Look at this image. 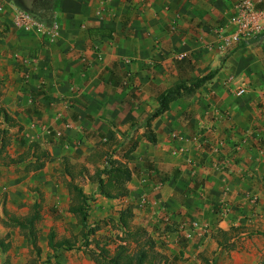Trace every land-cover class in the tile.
Wrapping results in <instances>:
<instances>
[{
	"label": "crops",
	"instance_id": "0c3cea01",
	"mask_svg": "<svg viewBox=\"0 0 264 264\" xmlns=\"http://www.w3.org/2000/svg\"><path fill=\"white\" fill-rule=\"evenodd\" d=\"M238 1L0 0L1 103L22 139L53 162L86 160L112 134L113 158L133 146L123 159L131 171L123 203L159 250L182 254L184 264L217 248L216 229L264 236V32L228 45ZM15 11L57 32L26 31ZM213 70L150 122L149 142L145 119L158 94ZM207 128L212 139H227L224 165L209 163L208 149L192 141ZM192 222L209 232L187 239Z\"/></svg>",
	"mask_w": 264,
	"mask_h": 264
},
{
	"label": "rangeland",
	"instance_id": "374dc122",
	"mask_svg": "<svg viewBox=\"0 0 264 264\" xmlns=\"http://www.w3.org/2000/svg\"><path fill=\"white\" fill-rule=\"evenodd\" d=\"M2 90L1 86L0 107L5 109L1 103ZM1 119L0 116V128L3 126ZM9 132L10 142L6 145L5 151L11 157H16L24 152L28 143L32 141L23 139L25 144L20 145L18 139L24 138L21 132H17L14 128ZM53 135L56 138L61 136L58 137L55 132L51 133L50 131L49 136ZM122 154L119 153L121 157ZM66 159L73 166L71 170L75 172L73 183L81 187L83 192L88 195V228L80 233V226L75 217L68 212L71 195L67 186L69 178L63 170V157H59L56 162L47 160V164L45 163L42 170L36 172L24 170L26 161L9 167L0 165V239L10 244V248L6 252L0 251V264H95L89 255L84 253V250L97 251L96 246H98L107 248L112 253L119 243L118 239L123 237L117 223V212L127 204L123 203L125 198H103L83 174L77 173L81 165L88 169L89 174L93 171L91 163L86 162L85 157ZM34 203L39 204L40 218L35 226L36 245L40 249L39 252L34 250L31 241L23 235L25 230L22 231L13 223L8 222L13 217L30 215ZM89 228H95V233L88 237L83 236L82 233L87 234ZM50 231L54 234V244L67 240L70 244H74V247L68 249L67 245H64L62 248L54 250L48 246L47 235ZM131 247L133 246L131 245L130 249ZM254 250L259 251L260 256L253 253ZM263 253L264 236L246 235L243 239L242 237L235 239L232 250H220L218 247L207 248V250L204 248L197 253L196 258L200 264H205L203 260L200 261L201 255L208 260L209 264L211 261H214L215 264H258ZM224 254L227 255V258L224 257L221 261ZM83 258H88L89 261L84 263ZM174 264H184L182 254L178 260L174 261Z\"/></svg>",
	"mask_w": 264,
	"mask_h": 264
},
{
	"label": "trees",
	"instance_id": "16d2710c",
	"mask_svg": "<svg viewBox=\"0 0 264 264\" xmlns=\"http://www.w3.org/2000/svg\"><path fill=\"white\" fill-rule=\"evenodd\" d=\"M216 70L210 71L207 74L194 78L187 82H179L174 86L164 90L156 97L158 104L157 108L149 113L145 119V126L148 129L147 139L149 142H154V138L150 134L149 124L150 122L163 114L169 109L171 101L188 95L200 88L203 84L210 81ZM1 81H0V95H1ZM0 116L3 126L0 128V165L9 167L21 164L26 161L24 166L25 171L36 172L41 170L47 160L50 158L48 150L42 148L37 142H30L24 152L16 157H11L6 151L5 147L10 142L9 130L15 128L17 132L22 131V126L18 124L11 116L7 114L4 108L0 107ZM20 145H24L23 139H18ZM115 143V136H112L105 141L99 149L94 150L86 158V162L91 163L93 171L88 173V169L81 165V168L77 173L83 174L88 182L96 187V190L100 196L105 199H123L128 195L126 187L127 182L131 178V171L123 161L127 155L131 152L132 147L128 148L123 154L121 159L113 158L112 152H109L111 143ZM98 161V163H95ZM64 174L69 178L67 183L69 194L71 195V203L68 207V212L72 214L77 224L80 226V233L84 229L88 228L87 225V210L89 209L88 195L83 192L81 187L74 184L75 172L71 170L73 167L69 164L66 158H63ZM38 203L32 205V212L30 215L24 217H13L8 222L13 223L15 227L20 230H25L23 235L31 241L32 247L36 252L40 249L36 245V223L40 216L38 212ZM133 213L131 204H126L117 212V223L122 231L123 237L119 238V243L115 246L112 253L107 248L98 247L97 251L84 250V253L89 255L90 259L95 264H174L175 258L169 259L166 254L160 251L159 246L156 245L155 240L150 236L148 231L133 222ZM245 231L244 227H231L228 231L216 229L212 238L214 239L219 249H233V241ZM95 233V228H89L87 234L83 236L88 237ZM54 234L50 231L47 235L48 246L54 250L62 248L64 245L68 249H72L74 244H70L67 240L59 241L57 244L53 242ZM131 247L130 249V246ZM10 248L9 242H4L0 239V251L6 252ZM204 261L205 264H209L208 260L202 255L200 261ZM211 264H215L211 261ZM258 264H264V253L261 256Z\"/></svg>",
	"mask_w": 264,
	"mask_h": 264
},
{
	"label": "built area",
	"instance_id": "2783aa9c",
	"mask_svg": "<svg viewBox=\"0 0 264 264\" xmlns=\"http://www.w3.org/2000/svg\"><path fill=\"white\" fill-rule=\"evenodd\" d=\"M4 9V6L0 5V13H3ZM15 16L19 24L18 26L26 31L32 29L34 31H40L42 29L43 33L50 35L57 32L56 28L44 30L40 25L35 24L28 14L22 11H15ZM229 21L233 29L226 39L228 45H238L253 39L264 32V0H239L234 6V13ZM26 75L27 74H24L25 79H27ZM243 91V89H239L238 93H242ZM212 134V128H207L199 136L193 137L192 141L199 147L208 149V154L211 156L208 161L209 163L213 161L215 164L224 165L227 160L223 159V161L220 162L219 158L221 157L223 149L228 145L227 139L214 140L210 137ZM56 135L58 137L60 136V134L57 133ZM239 149V144L231 145V152H237ZM162 218L165 221L169 220L167 214H163ZM208 232L207 226L192 222L186 238L192 239L193 236L201 237Z\"/></svg>",
	"mask_w": 264,
	"mask_h": 264
}]
</instances>
